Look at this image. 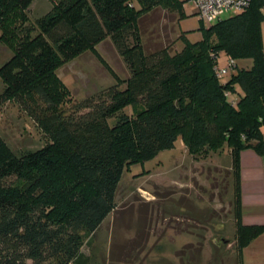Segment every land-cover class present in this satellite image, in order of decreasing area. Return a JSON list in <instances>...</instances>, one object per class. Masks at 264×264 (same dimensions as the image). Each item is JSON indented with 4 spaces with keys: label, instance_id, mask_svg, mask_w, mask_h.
I'll list each match as a JSON object with an SVG mask.
<instances>
[{
    "label": "trees",
    "instance_id": "16d2710c",
    "mask_svg": "<svg viewBox=\"0 0 264 264\" xmlns=\"http://www.w3.org/2000/svg\"><path fill=\"white\" fill-rule=\"evenodd\" d=\"M31 1L0 0V28L17 11L15 45L22 51L32 47L36 29L49 31L61 19V9L72 10L83 0L53 6L34 25L24 16ZM87 1L72 33L29 55L27 68L42 77L61 63L68 48L109 35L130 76L124 88L117 82L66 105L40 83L19 95L49 140L23 156L0 141V264H71L81 232L95 233L115 209L123 172L172 148L178 138L192 156L226 146L233 170L241 149L264 154V0H250L242 11L206 28L200 24V39L180 36L182 48L172 54L167 49L145 54L138 20L156 7L176 11L181 19L187 15L186 0ZM226 57L234 65L218 77L214 67L225 65ZM244 57L252 59L250 68L235 63ZM236 203L238 209L237 194ZM263 231L264 225L241 224L240 248Z\"/></svg>",
    "mask_w": 264,
    "mask_h": 264
},
{
    "label": "rangeland",
    "instance_id": "374dc122",
    "mask_svg": "<svg viewBox=\"0 0 264 264\" xmlns=\"http://www.w3.org/2000/svg\"><path fill=\"white\" fill-rule=\"evenodd\" d=\"M64 1L32 0L24 12L25 22L34 25L53 6L60 9ZM86 5L88 1L83 0L72 10L61 9L62 17L54 27L43 34L34 31L28 50L15 45L17 11L0 28V141L16 156L40 149L49 140L27 103L19 98L33 84L40 83L65 105L117 82L120 88L126 85L128 62L109 35L94 44L80 42L68 48L61 53V63L42 77L27 68L29 55L55 46L72 33V23ZM184 10L187 15L181 19L178 12L161 7L139 18L145 54L179 51L182 35L190 41L200 39L198 27L209 25L200 22L190 4ZM261 12L264 15V5ZM260 32L264 51V17ZM235 63L250 68L252 59L244 57ZM228 153L224 146L192 156L178 138L172 148L131 166L119 180L115 209L95 233L81 232V247L71 264H243V249L236 240L241 224L233 171L225 167L223 155Z\"/></svg>",
    "mask_w": 264,
    "mask_h": 264
},
{
    "label": "crops",
    "instance_id": "0c3cea01",
    "mask_svg": "<svg viewBox=\"0 0 264 264\" xmlns=\"http://www.w3.org/2000/svg\"><path fill=\"white\" fill-rule=\"evenodd\" d=\"M264 138V126L261 128ZM225 167L233 171L235 190L238 198L239 221L244 226L264 225V154L253 149H241L233 158L223 154ZM243 264H264V231L253 238L242 250Z\"/></svg>",
    "mask_w": 264,
    "mask_h": 264
},
{
    "label": "built area",
    "instance_id": "2783aa9c",
    "mask_svg": "<svg viewBox=\"0 0 264 264\" xmlns=\"http://www.w3.org/2000/svg\"><path fill=\"white\" fill-rule=\"evenodd\" d=\"M250 0H186L190 4L194 14L206 25L218 20L225 14H235L242 11L249 4ZM225 65L216 64L214 70L218 77L227 74L234 63L226 57Z\"/></svg>",
    "mask_w": 264,
    "mask_h": 264
}]
</instances>
